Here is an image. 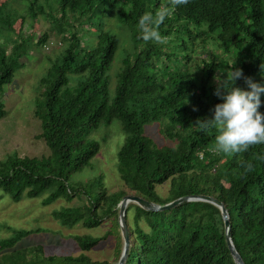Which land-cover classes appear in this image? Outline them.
Segmentation results:
<instances>
[{
    "label": "trees",
    "instance_id": "obj_1",
    "mask_svg": "<svg viewBox=\"0 0 264 264\" xmlns=\"http://www.w3.org/2000/svg\"><path fill=\"white\" fill-rule=\"evenodd\" d=\"M24 1L25 5L19 0L21 19L27 18V11L30 20L36 13L41 15L34 12L33 5L45 0ZM58 2L59 11L43 15L54 23L62 49H56L58 53L39 77L40 91L32 108L39 121L38 137L49 153L32 157L12 153L1 159L0 191L15 202L23 195L36 198L44 194L42 204L83 196L84 203L51 212L67 228L78 222L87 228L97 226L101 219L98 211L107 217L118 214V203L127 194L158 206L180 197L210 196L226 210L229 236L243 264H264V160L257 158L264 156V144L244 153L225 154L216 150L215 126L201 129L197 122L213 120L214 106L222 103L214 95V79H226L232 65L241 69L244 77L264 85V0H189L160 25L161 35L168 37L166 44L144 42L138 20L168 0ZM6 7L0 4V119L5 113V89L14 72L24 65L22 58L28 50L25 40L8 47L3 34L13 31L17 11H4ZM113 8L116 20L128 31L130 49L122 50L110 95L109 73L118 39L102 29L101 22ZM90 21L93 29L87 25ZM80 27L93 32L92 45H82ZM47 37L43 33L35 42L43 44ZM207 43L218 50L192 63L196 46L203 49ZM203 62L211 67L202 69ZM235 86L247 90L243 79ZM259 111L264 113V94ZM114 119L124 133L114 161L121 188L106 193L101 176L71 187L70 177L90 166L100 148L89 131ZM148 123H157L159 132L173 144L157 146L143 133ZM166 183L163 195L156 192V186ZM124 220L129 246L122 264H235L219 208L208 201L185 200L163 210L128 202ZM36 230L13 231L2 248ZM74 239L83 251L98 241L86 235ZM41 250L33 246L27 252L43 255ZM59 259L58 264H105L82 253Z\"/></svg>",
    "mask_w": 264,
    "mask_h": 264
},
{
    "label": "rangeland",
    "instance_id": "obj_2",
    "mask_svg": "<svg viewBox=\"0 0 264 264\" xmlns=\"http://www.w3.org/2000/svg\"><path fill=\"white\" fill-rule=\"evenodd\" d=\"M2 3L7 5L4 11L12 12L13 9L17 11V14L15 13L17 17L12 23L13 31L3 34L4 37L8 38V47L15 41L25 40L28 50L25 53L26 56L22 58L25 62L24 65L14 72L2 99L5 113L0 119V160L12 153L28 157L48 155V149L43 140L38 137L40 133L39 121L32 115V108L33 99L40 91L37 88L38 79L44 73L53 56L58 53L56 49L62 45V41L61 44L59 43V35L55 33L54 23L43 15V13L46 15L53 13L52 15H54L59 11L57 7L59 2L58 0H45L35 3L33 5L34 12L39 11L41 15L34 14L32 20H30L31 15L28 11L27 18H20L19 14L22 10L19 0H0V4ZM22 3L25 5L27 1L22 0ZM115 10L116 8H113L110 14L101 17V28L110 31L118 39L117 52L109 73L112 82L109 85L110 95H112L113 90L111 84H113L114 72L121 64L122 50L130 49L128 31L124 25L116 20ZM93 22L97 23V18H94ZM89 23L87 25L93 29L94 25L91 24V21ZM43 33L48 34L45 42L43 44L35 42ZM78 34L83 41L82 45H92L95 42L93 32L86 27H80ZM217 50L218 48L211 43H207L203 49L196 46L195 51L192 52V63L206 59L211 55L210 51ZM222 64L223 61L219 62V68L223 66ZM210 67L209 62L201 63L202 69H209ZM170 77H167L166 82L169 81ZM89 132L90 138L98 141L100 148L90 159V166L74 173L68 184L75 187L89 183L90 180L101 176V187L106 193L121 188L123 183L114 169L116 151L124 138L118 120L114 119L108 125L101 124ZM143 133L152 139L157 146L173 144L159 132L157 123L145 125ZM166 188L167 183L156 186L155 190L163 195ZM95 190H99V187ZM43 196L44 194L36 198H27L23 195L20 200L15 202L0 191V264H58L59 258L62 256H76L80 253L91 261L105 264L117 263L123 243L120 237V229L116 225L117 213L107 217L98 211L101 219L97 226L87 228L78 222L67 228L60 225L51 212L60 207L77 206L82 202L84 203L83 196L80 198L76 195L69 201L57 198L48 204H42L41 198ZM130 214L129 212V218ZM29 229L37 230L14 240L15 242L11 243V247L2 248L4 239L9 237L13 231ZM75 235L95 237L98 241L91 248L83 251L74 239ZM33 246H40L43 255L27 252V249ZM24 248L26 251L23 250ZM47 255H51L53 258L47 260L45 258ZM62 264L67 263L62 262Z\"/></svg>",
    "mask_w": 264,
    "mask_h": 264
},
{
    "label": "clouds",
    "instance_id": "obj_3",
    "mask_svg": "<svg viewBox=\"0 0 264 264\" xmlns=\"http://www.w3.org/2000/svg\"><path fill=\"white\" fill-rule=\"evenodd\" d=\"M188 3L189 0H168L166 5L154 11L144 12L138 20L141 39L146 43L152 41L166 44L168 37L161 35L160 25L177 7ZM238 79L244 80L247 90L235 86ZM214 80L217 83L214 95L222 103L214 106L213 120L197 122L201 129L207 128L209 124L215 126L216 150L232 155L247 152L255 145L264 144V113L259 111L264 85L253 82L250 77H244L242 70L233 68V65L226 79L217 77ZM257 158L264 160V156Z\"/></svg>",
    "mask_w": 264,
    "mask_h": 264
},
{
    "label": "water",
    "instance_id": "obj_4",
    "mask_svg": "<svg viewBox=\"0 0 264 264\" xmlns=\"http://www.w3.org/2000/svg\"><path fill=\"white\" fill-rule=\"evenodd\" d=\"M185 200H202V201H208L210 203L215 204L220 211L222 220H223V224L225 227V241H226V245L227 248L229 249L230 255L234 261L235 264H243L240 256L237 254V252L235 251L233 244L231 242L230 236H229V225H228V219H227V213L226 210L223 206V204L221 202H219L218 200L210 197V196H206V195H193L190 197H180V198H176L162 206H158L155 205L149 201L144 200L143 198L133 195V194H127L125 196H123L121 198V200L118 203V214H117V222H118V227L120 229V234L122 237V249H121V253L119 256V259L117 261L116 264H122L125 260L126 254H127V250H128V246H129V237H128V233H127V227L125 225V220H124V210H125V206L128 202H134L136 204H138L139 206L145 208V209H151V210H163V209H169L179 203H182Z\"/></svg>",
    "mask_w": 264,
    "mask_h": 264
}]
</instances>
